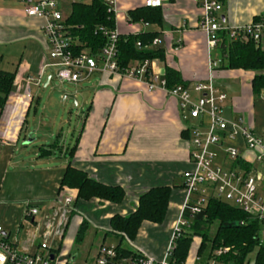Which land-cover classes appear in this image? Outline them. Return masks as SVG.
<instances>
[{
  "label": "crops",
  "instance_id": "1",
  "mask_svg": "<svg viewBox=\"0 0 264 264\" xmlns=\"http://www.w3.org/2000/svg\"><path fill=\"white\" fill-rule=\"evenodd\" d=\"M222 4L224 7L221 18L227 27L250 24L254 22L256 15L264 13V0H225ZM117 5L115 24L122 36L155 33L156 37L161 38V42L153 47L162 49L165 53L163 60L153 61L157 71L164 73L166 67L174 68L186 83L207 81L210 78L207 39L199 26L200 7L193 0H163L160 6L163 9L161 24L129 19V11L145 6V0H117ZM41 24L40 20L27 17L22 0L0 1V70L17 71L12 94L0 118L2 145H19L34 101L29 99L26 90L29 91L31 80L41 84L49 72L46 65L52 59L47 54V42L41 31ZM213 56H217L216 50ZM255 74L257 72L252 70L217 68L212 77L220 90L227 94L222 107L224 118L231 123L236 121L250 125L255 132L261 134L264 129V97H255L251 90ZM86 81L88 84L81 85L80 94L85 97L87 112L80 132L74 137L75 144L65 148L66 161H63L54 175L47 173L48 168L43 169V173L39 174L41 179H51V183L35 180V187L28 191L29 194L22 193L21 188L11 191L13 193L7 192L3 185L1 189L4 188V191L2 190L0 197L4 192L5 196L22 193V197L18 200H14V197L0 198V224L8 241L13 243L17 251L23 254L38 252V240L25 244L17 239L13 240L11 229L1 223L3 216L11 214L9 209H3L2 204L34 201L39 207L38 214L35 218L27 217L25 207L24 216L32 224L41 222L46 227L41 239L50 235L47 230L53 225V235L48 242L55 245L57 255L73 261L76 255L70 254V251L76 243L74 238L80 224L86 220L89 225L86 235L91 228L95 229L96 235L104 234L94 249V261L99 247L108 245L106 233L110 229L109 222L113 215L135 212L139 197L151 187L174 186L164 223L145 221L137 239L126 242L135 252H144L162 259L187 195L183 173L192 167L189 162L191 130L187 126H199L202 121L189 119L187 123L182 118L183 111L176 97H171L161 89L149 91L146 85L133 78L95 72L79 82ZM200 128L203 132L206 131L205 127ZM185 130H189V138L182 136ZM54 142L55 140L47 145ZM57 144L53 153L57 148L61 149L60 141ZM75 145L72 165L83 169L91 178L100 182L122 186L126 197L121 204L99 198L85 201L78 199L77 189L60 187V180L71 159L69 149ZM226 145L239 148L240 159L248 164L247 173L262 176L258 190L264 193V159L259 161L256 159V152L246 150L241 137L223 140L222 145L212 149L217 154L216 163L226 168H239L226 156ZM65 196L74 199L66 219L62 212ZM59 230L60 235L57 234ZM193 241L195 244H191L188 261L194 264L207 262V256H197L201 238L195 236Z\"/></svg>",
  "mask_w": 264,
  "mask_h": 264
},
{
  "label": "built area",
  "instance_id": "2",
  "mask_svg": "<svg viewBox=\"0 0 264 264\" xmlns=\"http://www.w3.org/2000/svg\"><path fill=\"white\" fill-rule=\"evenodd\" d=\"M76 1L90 3L93 0H22L27 17L42 22L40 28L46 37L47 54L52 59V62L46 66L55 70L53 75L56 79L61 82H79L95 72L133 78L146 85L149 91L161 89L171 97H176L179 107L183 111L182 118L187 123L189 119L202 121L199 126L192 124L187 126V129L191 130L189 162L192 167L183 173L184 189L187 195L182 206L183 211L171 234L165 256L162 259H156L139 251L134 255H123L119 253L116 245L109 244L99 247L92 264H175L171 260L175 241L180 237L183 227L188 225V221L183 217V212L188 209L191 217L202 214L208 198L212 195L259 218L264 226V193H260L258 190V183L262 176L256 173H247L239 168H226L216 163L217 154L212 149L222 145L223 140L241 137L246 150L256 152L257 160L264 159V129L261 134H258L250 125L236 121L231 123L225 119L222 107L227 100V94L220 90L212 77L220 64V59L213 56L216 46L221 40L220 32L226 31L234 39L251 38L257 43L264 39V20L239 27H227L221 18L224 7L222 2L219 0H193L200 7L199 26L207 39L210 78L207 81L188 82V84L170 87L165 79V72L155 69L154 60H134L126 67L120 65L117 52L121 34L116 26L113 29L104 26L99 28V31L108 39L100 52L92 53L88 48L76 51L75 44L78 41L72 36L70 27L66 24L70 14L64 15V11L70 12L72 3ZM103 2L107 5L109 12L117 13V0H103ZM162 3L163 0H145L146 6L153 8L161 6ZM159 42H161V38L156 37L144 47L153 48ZM137 46L142 47L141 42H138ZM26 94L29 95L28 90H26ZM200 127H205L206 131L203 132ZM224 148L226 156L232 162L240 159L239 148L234 145H226ZM64 201L62 212L65 218L74 199L65 196ZM24 204L26 216L35 218L39 212L38 204L32 200H26ZM60 232L59 230L57 234L60 235ZM262 232L264 236V227ZM38 242V252L20 253L13 243L8 241L0 224V264H74L71 258H61L57 255L53 243L45 239H40ZM229 250L230 248L223 247L216 250L214 254L220 256ZM181 264L194 263L186 259ZM201 264L220 263L213 258Z\"/></svg>",
  "mask_w": 264,
  "mask_h": 264
},
{
  "label": "trees",
  "instance_id": "3",
  "mask_svg": "<svg viewBox=\"0 0 264 264\" xmlns=\"http://www.w3.org/2000/svg\"><path fill=\"white\" fill-rule=\"evenodd\" d=\"M225 3V0H219ZM70 16L66 24L70 27L71 34L78 41L75 44L76 51L88 48L92 53H98L106 45L108 39L99 31L101 26L113 29L115 14L109 12L103 0L92 2H73L70 9ZM163 9L160 6L153 8L141 6L129 11L131 21H144L150 24H161ZM254 22L264 20V13L256 15ZM221 40L216 46V57L220 59L219 69H242L256 71L251 82V90L255 97H264V39L254 42L250 39H234L226 31H221ZM118 41V61L121 66L126 67L133 60H163L165 53L162 49L146 48L150 44L155 33H143L142 35H120ZM141 42L142 47L137 43ZM17 71L0 70V118L13 91V83ZM165 79L170 87L178 84H188L177 70L166 67ZM189 130L182 132V136L189 138ZM57 140L53 144L42 145L40 156L48 157L57 147ZM75 145L69 149L71 155L63 176L60 180V187L68 186L78 190V199L91 201L99 198L103 201H110L121 204L124 201L125 189L122 186L105 184L91 178L83 169L75 168L72 165ZM234 166L248 170V164L241 159L234 161ZM174 186L151 187L139 197L136 211L129 215L115 214L110 218V229L106 233L119 240L116 245L119 253L123 255H134L135 252L124 241H135L143 222L163 224L168 213V206L172 198ZM72 212L74 210L72 208ZM183 217L188 225L183 227L180 237L176 239L171 260L175 264H181L188 258L191 244L195 236L201 238L198 246L197 256L201 257L208 249L207 260L217 259L220 264H264V236L263 222L252 215L247 214L238 206L210 196L207 200L204 212L191 217L189 210L183 212ZM215 230L211 233V228ZM89 228L88 222L83 220L75 235V242L80 244ZM228 247L230 250L223 255L217 256L214 252L220 248ZM254 253L253 262L250 255Z\"/></svg>",
  "mask_w": 264,
  "mask_h": 264
},
{
  "label": "rangeland",
  "instance_id": "4",
  "mask_svg": "<svg viewBox=\"0 0 264 264\" xmlns=\"http://www.w3.org/2000/svg\"><path fill=\"white\" fill-rule=\"evenodd\" d=\"M67 14L70 12L64 11V15ZM48 70V74L55 72L52 68H48ZM45 80L41 84H36L35 80H31L29 83V99H34V101L26 118L25 129L19 145L15 147L0 144V194L2 190L4 191V188L1 189L4 186H6L7 192L21 188L22 193L29 194L28 191L35 187L34 184L37 182L35 180L41 182L44 180L39 174H42L46 168L49 170L48 174L53 173L52 175H54L56 170H59L63 165V161H66L65 148L75 144L74 137H77L82 128L87 107L84 106L85 97L80 94V90L81 85L88 84V81L61 82L53 75L48 85L45 86ZM72 135L75 136L72 137ZM56 139L60 141L61 149L57 148L55 153L48 157L38 156L42 145L52 143ZM47 181L51 183V179ZM47 181L45 182L48 183ZM22 193L21 195L8 194L5 196L4 192L0 198L5 196L6 199L14 197V200H18L22 197ZM21 202L1 205L3 209H9L11 212L8 216L2 217L1 223L11 229L13 240L17 239L22 244L40 240L46 227L41 222L32 224L31 220L24 216L25 204ZM52 226L47 230L50 235L44 237L47 241L53 235L54 228ZM214 230L215 226L211 228L210 232L212 233ZM94 231L95 229L91 228L82 244L75 243L73 245L70 254L76 255L73 260L74 264H86V262L92 264L94 249L100 242V237L104 235H96ZM106 239L108 245L119 243V240L111 235ZM193 243L195 244V241ZM207 254L208 249L203 256L206 257ZM253 257L254 253L250 255L251 262H253Z\"/></svg>",
  "mask_w": 264,
  "mask_h": 264
},
{
  "label": "water",
  "instance_id": "5",
  "mask_svg": "<svg viewBox=\"0 0 264 264\" xmlns=\"http://www.w3.org/2000/svg\"><path fill=\"white\" fill-rule=\"evenodd\" d=\"M222 19H223V18H222ZM51 76H52V74H50V75L47 77V79H46L44 85H48V83H49V81H50V79H51ZM28 142H29V141H28Z\"/></svg>",
  "mask_w": 264,
  "mask_h": 264
}]
</instances>
